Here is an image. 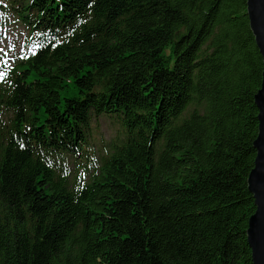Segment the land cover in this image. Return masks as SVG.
I'll return each instance as SVG.
<instances>
[{"label": "trees", "instance_id": "trees-1", "mask_svg": "<svg viewBox=\"0 0 264 264\" xmlns=\"http://www.w3.org/2000/svg\"><path fill=\"white\" fill-rule=\"evenodd\" d=\"M90 1H22L81 21L0 81V264H252L246 0Z\"/></svg>", "mask_w": 264, "mask_h": 264}, {"label": "water", "instance_id": "water-1", "mask_svg": "<svg viewBox=\"0 0 264 264\" xmlns=\"http://www.w3.org/2000/svg\"><path fill=\"white\" fill-rule=\"evenodd\" d=\"M246 15L249 29L262 59L261 85L254 95V104L258 110L257 135L252 147L255 151L253 168L246 178L248 192L254 201V213L249 217L246 228V242L251 250L252 264H264V226L261 224L260 203L264 201V107L258 104V98L264 96V0H246ZM255 218V219H254Z\"/></svg>", "mask_w": 264, "mask_h": 264}, {"label": "rangeland", "instance_id": "rangeland-1", "mask_svg": "<svg viewBox=\"0 0 264 264\" xmlns=\"http://www.w3.org/2000/svg\"><path fill=\"white\" fill-rule=\"evenodd\" d=\"M2 47V46H0ZM4 49V47L2 48ZM111 135L109 131V126L104 118H99V122L95 125V128L92 129L91 139L94 143L98 144L100 139L105 137L108 138Z\"/></svg>", "mask_w": 264, "mask_h": 264}, {"label": "snow or ice", "instance_id": "snow-or-ice-1", "mask_svg": "<svg viewBox=\"0 0 264 264\" xmlns=\"http://www.w3.org/2000/svg\"><path fill=\"white\" fill-rule=\"evenodd\" d=\"M260 37L264 39V32L260 33ZM40 45H37L39 47ZM0 52H4V49H0ZM6 55V53H5ZM21 59H24L26 57L21 56ZM3 63H7V61H3ZM6 73L0 72V80H2L5 77ZM258 104H260L262 107H264V96L258 98L257 100ZM262 153H264V148H262ZM260 217H261V224L264 226V201L260 203ZM255 219V218H254Z\"/></svg>", "mask_w": 264, "mask_h": 264}, {"label": "bare ground", "instance_id": "bare-ground-1", "mask_svg": "<svg viewBox=\"0 0 264 264\" xmlns=\"http://www.w3.org/2000/svg\"><path fill=\"white\" fill-rule=\"evenodd\" d=\"M86 4H89V2H87ZM80 5H82V2L81 3L77 2L72 7H75L76 8V7H79ZM87 8H90V6H87Z\"/></svg>", "mask_w": 264, "mask_h": 264}]
</instances>
